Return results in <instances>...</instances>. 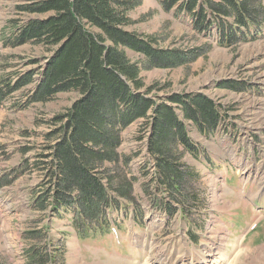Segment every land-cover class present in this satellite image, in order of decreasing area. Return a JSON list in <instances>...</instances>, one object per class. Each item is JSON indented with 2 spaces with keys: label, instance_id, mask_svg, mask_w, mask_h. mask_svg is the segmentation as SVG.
I'll list each match as a JSON object with an SVG mask.
<instances>
[{
  "label": "rangeland",
  "instance_id": "rangeland-1",
  "mask_svg": "<svg viewBox=\"0 0 264 264\" xmlns=\"http://www.w3.org/2000/svg\"><path fill=\"white\" fill-rule=\"evenodd\" d=\"M33 1L0 0V76L14 80L36 68L33 58L45 63L42 57L50 54L41 46L4 44L29 19L48 15L23 10ZM131 16L130 31L153 36L163 50L184 58V64L163 67L128 50L129 59L143 67L146 86L157 84L156 99L203 93L220 104L225 120L211 136L189 122L194 148L181 157V194L156 181L153 164L144 169L146 139H135L138 123L129 127L121 150L133 156L134 199L110 211L118 239L112 232L81 239L72 226L75 212L49 215L35 207L41 178L33 168L21 172L24 161L44 152L52 116L78 94L13 108L27 87L14 91L0 106V264H37L28 254L33 247L37 258L58 254L55 264H199L202 257L214 264H264V27L259 39L227 47L216 33L197 31L189 14L166 11L158 0H141ZM223 82L237 88H222Z\"/></svg>",
  "mask_w": 264,
  "mask_h": 264
},
{
  "label": "trees",
  "instance_id": "trees-1",
  "mask_svg": "<svg viewBox=\"0 0 264 264\" xmlns=\"http://www.w3.org/2000/svg\"><path fill=\"white\" fill-rule=\"evenodd\" d=\"M158 1L166 11L189 14L197 31L216 33L220 46L255 41L264 27V0ZM140 5L141 0H34L23 10L48 15L29 19L4 43L41 46L50 54L42 57L45 63L33 58L36 68L14 80L0 76V106L24 87L13 108L47 103L60 93L78 94L52 116L44 152L24 161L21 172L33 168L41 178L35 207L49 215L75 212L72 226L81 239L110 233V211L134 199L133 156L121 150L129 127L138 123L134 137L146 139L144 169L153 164L156 181L168 193L181 194L186 183L181 157L194 148L189 122L211 136L225 120L220 104L206 94L173 93L157 100V84L146 86L143 67L129 59L128 50L143 54L149 65H180L184 58L163 50L155 37L128 29L135 24L131 12ZM221 87L237 88L233 82ZM37 250L28 251L33 263L55 264L58 254L37 258Z\"/></svg>",
  "mask_w": 264,
  "mask_h": 264
},
{
  "label": "bare ground",
  "instance_id": "bare-ground-1",
  "mask_svg": "<svg viewBox=\"0 0 264 264\" xmlns=\"http://www.w3.org/2000/svg\"><path fill=\"white\" fill-rule=\"evenodd\" d=\"M216 258V257H215ZM162 260V259H161ZM161 260H158V262H160ZM200 260V259H199ZM213 260H215L214 258H213ZM163 261V260H162ZM150 262V261H149ZM221 262V261H220ZM176 264H186L185 262H184V260L183 261H179V262H175ZM149 264V263H148ZM164 264H170V263H164ZM172 264H174V263H172ZM199 264H214V262H212V260L210 259V258H205V257H202V260H200L199 261Z\"/></svg>",
  "mask_w": 264,
  "mask_h": 264
}]
</instances>
